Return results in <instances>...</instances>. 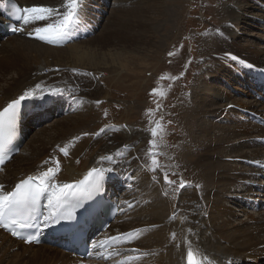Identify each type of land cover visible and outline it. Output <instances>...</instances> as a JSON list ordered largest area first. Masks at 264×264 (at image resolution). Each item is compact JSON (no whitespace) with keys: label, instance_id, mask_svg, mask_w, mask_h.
Here are the masks:
<instances>
[{"label":"bare ground","instance_id":"6f19581e","mask_svg":"<svg viewBox=\"0 0 264 264\" xmlns=\"http://www.w3.org/2000/svg\"><path fill=\"white\" fill-rule=\"evenodd\" d=\"M14 1L17 2L16 0ZM52 1L40 0L39 2L38 0H26L21 1L20 4L17 3L25 7L42 4L41 6L60 8L62 3H52ZM97 1L96 4H89V6L95 9L98 6ZM173 2V0H170L160 4H170L169 6L171 7ZM247 5L245 0H235V4L227 8L225 15L227 21L210 30L208 32L210 33L209 38L206 39L207 41H204L206 44L202 43L201 53L204 56L206 55L211 61L210 70H215V72L207 70V75L218 80L226 78L227 84L236 79V75H238L237 71L239 73L243 71L242 65H252L255 68L264 70V50L252 48L250 51H247L240 48L237 45V37L232 33V30L238 26L236 21L240 17L243 18L245 16L248 18L251 15V12H249L251 9H245ZM144 6L148 7V11L146 15L138 18L137 26L132 29V32L135 29L138 31L135 30L136 32L133 33V37H130V42H127L132 44L129 51L108 48L107 46L110 41V36H107L108 31L101 36L99 41L73 42L61 49H54L43 44L28 41L34 38V35H28V32L32 31L34 27L33 25L24 27V30L20 31L22 39L5 45L3 57H0L5 61L15 60L17 62V65L13 68V75L10 76L9 81H4L5 86L3 85L2 89H0L2 93L0 110L6 107L13 99L18 98L25 90L33 88L36 84L46 86L44 89L45 93L51 87L62 88L64 89L63 93H66L70 98H76V96L86 98L91 95L108 97V93L97 90L96 86L83 85L85 83L79 81V78L82 76L80 73H82L81 70L83 69L99 72L108 70L109 73L124 71V74H127L129 78L138 76V73L135 74L128 67L129 54H132L133 58L141 61L140 58H144V53L147 50L156 49L154 45L158 43L152 39L161 27L171 25L174 20L171 10L165 9L164 6L160 8L158 7L159 5H151V3ZM262 7L259 10L264 13ZM121 12L122 10H117L114 14H120ZM255 17L258 18L255 26H262L264 30V18L262 16ZM13 38L16 37L14 36ZM143 41L146 47H143ZM151 54L155 55L153 57L155 58L157 52L152 51ZM231 56H235L238 59L234 61L230 58ZM150 58H152V55H150ZM44 70H47V72L44 73ZM211 73H214V75H211ZM204 76L205 74L201 75V79L205 78ZM211 89L216 90L213 86H204V89L200 91L201 97L195 98L192 102L191 110L193 109V111L188 113V117L191 120H195L189 122L185 128L186 135L184 133L187 145L191 146L190 149H187L188 151L184 156L193 167V170L198 171L199 178L194 183V191H182L178 195L176 204L173 206L169 201L163 200L159 194L161 193L165 196L166 186L162 182L164 181L163 176L161 181H156L152 170L148 169L143 161L144 155H146L148 150V143L145 141L144 134L141 135L138 131L131 128L120 131V134L116 133L113 139L104 134L102 137L103 143H95L91 149L90 156H87L88 158L85 160L79 159L82 149V145H78V138L80 136L78 137L73 134H76V131L80 129H84L87 124V115L81 114L79 116L77 114L76 118L73 116L75 123H71L70 121L67 124H60L59 128H55L53 134H47L45 131L41 135H38L37 139L30 143L29 156L20 159L16 165L17 167L6 174L7 176L4 175L6 176L5 178L4 176L2 177L4 181L1 180L0 185L4 186L5 191H11L14 185L23 178L30 175L36 176L48 167H54L55 159L59 160V167L55 176L57 183L74 184L94 167L112 168L113 170L107 172L105 175V183L109 186L112 193L115 194V190L112 188L117 189L124 186V184L129 185L130 181L139 184V193L136 197L132 198L126 194H121L119 197H123L124 200L122 202L129 204L130 208L133 207V200H141L136 209L126 216V219L143 222L138 225L141 227L140 229H145L140 235L141 239L139 243L140 247L144 248L143 253H147L145 256L150 257L149 264H187L188 244L186 241H190L194 249L210 257L214 264H264V213L259 212L251 215L247 213L246 208L242 205V209H240L243 214L242 216H247L244 220H240L234 225L233 231L235 233L228 231L230 228L228 222L223 219V216L232 214L231 209L227 208L229 195L225 193L230 189L229 183L233 179L234 173L237 172L240 175L244 174L246 176V178L242 177L241 180L238 179V182L241 181V185L246 189L240 191L242 194L235 195L236 201L247 203L248 200H256L254 196L260 195H254L251 188L255 184V181L252 180L261 176V172L250 167V164L255 162L264 163V148L254 149L249 153L242 150L243 148H249L250 144L253 143L258 147L261 140H264V128L250 122H247L246 125L240 124L239 119L243 118L242 120L244 121L246 119L241 116L239 110L264 119V106L257 107L252 103L241 105L236 100H231L229 105L224 104L223 106H219L218 104L222 99V95L217 93L208 95L207 90L211 91ZM37 95L41 94L38 93ZM224 95L227 96L226 93ZM247 95L249 96V93ZM225 96L224 98H226ZM234 109L237 115L231 118V122L234 121L237 125L232 128L220 127L206 122L197 125L199 120L206 117L220 120ZM56 116L55 109H47L43 114H35L28 117L23 124L25 135L28 136L33 130L44 126L51 118ZM214 130H218L220 134L218 132L215 133ZM193 131H196L195 137L191 135ZM256 131L263 135L256 137L249 136L236 142L231 141L234 137L250 135V133L252 134ZM51 135H53L52 138L59 135L66 136V139L69 141L66 146L67 155L58 150L47 156L49 151H44L47 144L44 138L48 139ZM74 138L77 140L76 144L70 143V140ZM227 146L230 147L231 151L227 150ZM198 148H201V150H198ZM174 155H171L173 161ZM102 156H112L113 159L111 162H102L100 161V157ZM14 158L16 156L11 161ZM215 158L220 161H215ZM45 161H48V163H45ZM234 161H237L238 164L247 163V166L250 168L247 170V174L244 173V170L233 167L231 164ZM7 166L8 163L1 172L6 170ZM249 180L252 181L251 184ZM258 184L264 186V181ZM196 185L200 187H196ZM239 187L240 185L234 191H237ZM261 195L264 197V190ZM119 206V213H121V210H123L121 203H119ZM237 207L239 206L237 205ZM120 217H117L116 222ZM150 227H154L155 229H149ZM135 229L132 227L131 231ZM127 231L128 228L126 226L120 227L118 235H122L121 233L125 234ZM173 233H175V239L172 238ZM121 240L123 242L125 240L124 237ZM8 242L10 246L5 245ZM19 245L25 248L23 254L27 250L36 247L25 264H75L76 261L72 256L64 254L55 247L47 245L38 247L24 246L0 231V246H5L8 250H12ZM128 264L146 263L137 261Z\"/></svg>","mask_w":264,"mask_h":264},{"label":"rangeland","instance_id":"374dc122","mask_svg":"<svg viewBox=\"0 0 264 264\" xmlns=\"http://www.w3.org/2000/svg\"><path fill=\"white\" fill-rule=\"evenodd\" d=\"M16 1L20 4L21 1L26 0ZM38 1L40 2V0ZM86 1L88 0H83V5L84 3H86ZM89 1L96 4L97 0ZM108 1L110 3V6L109 8H103V10L106 11V15L104 18H102L97 31H95L93 35L87 37L86 39L80 40L77 43H84L86 41H99L101 36L108 31L107 36H110V41L107 46L108 48H117L119 49V51H129V49H131L132 47V44L127 42H130V37H133V33H135V30H137L135 29L132 32V29L137 26L138 18L146 15L148 7H145L144 5H147L149 3H151V5H159L158 7L160 8L164 6L165 9H170L172 14L174 15V20L172 21L171 25L161 27L159 32L152 39L153 41L158 43L154 45L156 46V49L147 50V52L144 53V58H140L142 62L137 60L136 58H133L132 54H129L128 67L129 69L133 70L135 74L138 73V76L129 78L127 74H124V71H119V73H109L108 70H103V72L86 69L81 70L82 73L80 74H82V76L81 78H79V81L85 83L83 85L96 86L97 90L106 92L109 94V96L96 97L94 95H91L86 98L83 96H76V98H71L72 103H75V101L77 103L76 111L67 116H56L54 118H51V120L44 124V126H40L39 128L33 130L27 136L26 141L21 148V152L16 156V158L8 163L6 170L0 172V177L2 178L10 171H13L17 167L16 165L17 163H19L20 159L29 156L31 149L30 143L33 140H36L38 135H41V133H44L45 131L47 134H53L55 128H59L60 124H67L70 123V121L71 123H75V116L77 114L78 116L79 114L87 115V124L85 125L84 129H80L76 131V134H73L78 137L80 136L78 138V145H82L81 154H79V159L81 160H85L90 156L91 149L95 143H103L102 137L104 136V134H107L110 139H113L116 136V133L120 134V131L124 129L126 130L127 128L136 130L141 135L144 134L145 141H147L148 143L147 146L149 150V148L151 147L149 141L153 139L150 128L155 127L158 122L163 128V140H160V133L158 132V135L156 137L158 147L153 149L155 159L158 161V167L152 165V155L149 154L148 150L146 155H144L143 161L147 168L152 170L153 177L156 181H161L162 176L164 179L165 174L168 175L170 180L174 181V183L172 184L166 183L165 180L162 181L166 186L164 193L165 196L159 193L160 196H162L163 200L169 201V203L173 206L176 204L178 195L182 191H194V183L197 182V178H199V173H197L198 171L193 170V167L188 163L184 154L188 151L187 149H190L191 147L190 145H187L185 128L187 127L189 122H193L195 120H191L188 117V113L193 111V109L191 110V107L194 99H198L199 97H201V89H204V86L206 85L208 87H215L216 90H207V94H221L222 99L218 104L219 106H223L224 104L229 105L231 100H236L239 101L241 105L252 103L257 107H263V105H259L258 103L253 101L252 98H249L247 92L245 90H242L241 87L236 86V83H228V86L231 89L229 90L228 87L225 86L226 78L218 80L217 78L214 79L209 77L207 75L208 71L215 72V70H210L211 61L206 57V55L204 56L202 55L203 53H201L203 44H206V42L204 41H207L206 39H208L210 35V33L208 32L227 21L225 18L227 8H230V6L234 5L235 0H173L174 2L171 7L169 6L170 4H160L170 0ZM245 1L248 4L245 9H251V11H249L251 12V15L248 18H246L245 16H243V18L240 17L241 19L239 18V20L236 21V23H238V26H236L232 30V33L235 35V37H237V45H239L240 48L247 51H250L252 48L264 50L263 27L255 26L256 21H258V18L255 16H262L264 18V13L262 11L260 12L259 10L260 7L264 5V0ZM53 2L62 3L63 0H53L52 3ZM91 2H88V4L85 6L88 8L87 11L89 14H92L91 11H94V9L89 6V4L92 5ZM41 5L42 4H34L28 7ZM117 10H122V12L120 14H114V12ZM45 23H47V21H41L38 22L37 25H33V27L42 26ZM31 25L32 24H29L25 27H29ZM220 30H222V28H220ZM15 37L16 38H8L6 41L0 43V57H3V49H5V45L13 43V41L22 39L21 36ZM28 41L36 42L41 45L43 43L41 40L36 39L35 36ZM143 47H146L144 41ZM152 51L157 52L155 58H153L155 55L151 54ZM170 52L173 53V55L170 56ZM150 55H152V58H150ZM0 60V89H2V86H5L4 81H9L10 76L13 75V68H15L17 62L15 60L5 61L1 58ZM233 69L236 70L235 68ZM220 70L222 71V69ZM43 72L46 73L47 70H44ZM203 74H205V78L201 79V75ZM119 75L120 80L118 81ZM211 75H214V73H211ZM162 76L176 77V79H161ZM234 88L237 89L234 90ZM153 89H157L158 91L163 90L166 95L161 97L158 94V91L156 94H153ZM224 93L227 94V96L224 95L226 98H224L223 96ZM1 97L2 93L0 91V98ZM97 101H100V103L97 104ZM157 105H159V108L157 107ZM149 109L152 110L151 116H149L148 114ZM234 111L235 109L232 110L230 114H226L225 116H223L220 120H213V118L209 117L202 118L198 121L197 125H201L202 122H206L220 127L232 128L237 125L234 121L231 122V118L236 117L237 115ZM105 113H107V115H105ZM69 118L73 120H70ZM242 119H239V121L241 122L240 124L246 125L247 123ZM102 128L105 130L111 128V132H101L100 130ZM214 131L215 133L218 132V130ZM195 133L196 131L192 132V137H195ZM262 135V133L256 131L252 134L250 133V135L248 134L234 137L231 141L236 142L240 139L248 138L249 136L256 137ZM52 136L53 135L48 138L50 141L47 138H44L47 143L44 151H49L47 156H50L51 153H55L61 148H66L69 143V141L66 139V136L63 137L59 135L53 138ZM50 142L52 143V145ZM72 142L76 144L77 140L74 138L70 140V143ZM250 145L251 146L249 148H243L242 151L249 153L254 149H262L260 145H258V147L254 143ZM198 150H201V148H198ZM227 150L231 151L229 146H227ZM171 155H174V161L171 159ZM55 160L56 162H59L58 159ZM214 160L220 161L217 158H215ZM231 165L233 167H237V169L244 170V173L246 174L247 170L250 169L247 166V163L238 164L237 161H234ZM242 175L238 174L237 172L234 173L233 179H231L229 183L230 189L225 193L226 195H229L227 208L231 209L232 214L223 216V219L224 221L228 222V225L230 227L228 231L232 233H235L233 231L235 227L234 225L238 221L244 220L247 216H242L243 214L240 210L242 209V207H237V199L235 198V195L242 194L240 192L241 190L246 189L241 185V181L238 182V179L241 180L242 177L246 178L244 174ZM6 176H4V178ZM1 178L0 181H4L3 178ZM258 178L259 177L253 179L252 181L257 180ZM181 179L186 182L183 188L179 186V182ZM252 181L249 180V183L251 184ZM130 183L132 187L127 193L130 194L129 196L133 198L136 197L139 193V184L133 181H130ZM238 185H240V187L237 188V191H234ZM252 191L254 195L257 194V192H255L254 190ZM254 199L258 198H255L254 196ZM139 201L141 200H133V203H136L137 206L139 204ZM136 206L134 208H131L130 212L123 215L122 218L119 216L120 219L117 222L115 221V223L113 224L114 226H111L108 234L109 236L111 233H113L111 234V236L117 235L119 233L120 227L122 228L124 226L128 228V231L126 233H129V231L133 232L131 231L132 227L136 228L135 230H145L144 228L140 229L141 227L138 226L143 222H139L133 219H126V216L132 213L134 209H136ZM259 212L261 213V211H247V213L251 215L257 214ZM149 229L155 228L150 227ZM143 232L144 231H141L137 235L136 242L128 248L131 249V253L128 254L131 255L135 252L137 260L134 262L140 261L149 264L150 257L144 255V248L140 247L139 243L141 239L140 235ZM17 243L20 244V242ZM5 245L10 246V243L8 242ZM35 248L36 247L31 248L27 250L25 254H23L25 248L22 245H19L12 250H8L5 246H0V264H25L28 257L31 256V253ZM134 249L138 251L133 252Z\"/></svg>","mask_w":264,"mask_h":264},{"label":"snow or ice","instance_id":"6c2138e0","mask_svg":"<svg viewBox=\"0 0 264 264\" xmlns=\"http://www.w3.org/2000/svg\"><path fill=\"white\" fill-rule=\"evenodd\" d=\"M82 7L83 0H63L60 8L48 6L19 7L12 4L7 11L9 16L19 24L18 27H12L14 33L23 31L24 27L29 24L37 25L38 22L47 21L42 26H35L32 31L28 32V35H34L36 39L48 44H60L69 36L70 31L81 22ZM169 55L171 56L173 53L170 52ZM230 58L234 61L238 59L235 56ZM165 78L176 79V77H161V79ZM45 87L42 84H36L33 88L25 90L18 98L13 99L6 107L0 110V164L5 162L7 145L15 135V128L23 102L29 99L42 98L43 94L57 96L62 95L64 92L62 88L51 87L45 93ZM157 91V89H153V94H156ZM38 93L41 95L38 96ZM158 94L161 97L166 95L163 90H159ZM96 103L99 104L100 101ZM157 107L159 108V105ZM148 114L149 116L152 115L151 109L148 110ZM100 131L103 132L105 129L102 128ZM150 131L153 139L149 141L151 147L148 151L152 155V165L158 167V161L155 159L153 149L158 147L156 139L158 132L160 133V140H163V128L157 122L155 127L150 128ZM60 151L64 155L68 154L66 148H61ZM112 159V156L100 157L102 162H111ZM45 163H48V161H45ZM58 167L59 163L57 161L54 167H48L36 176L30 175L22 179L11 191H5L4 186L0 185V227L9 228V225H18L21 228L29 226L39 227L36 223L31 225L26 223V218H33L41 200L45 198L48 201L49 213L44 217V226H48L50 223H59L61 220H72L74 218V209L69 202L91 198L93 195L100 193L103 189L106 173L113 170L112 168L94 167L87 172L82 180L76 181L74 184H68L56 182L55 176ZM164 180L168 184L174 183L167 174L164 175ZM185 183L181 179L179 186L183 188ZM196 187L200 186L196 185ZM141 231L144 230H133V232L122 234V236L127 242H131ZM12 235L19 236V233L12 231ZM172 238L175 239V233L172 234ZM35 239L36 237L29 236L25 238V241L32 243ZM120 239V236L109 237L99 241L97 244H93V249L109 246ZM186 243L188 244L187 264H205V262L214 264L210 257L194 249L190 241H186ZM133 251L138 250L134 249ZM144 255H147V253H144ZM131 259L133 258H128V260ZM119 264H127V261H120Z\"/></svg>","mask_w":264,"mask_h":264}]
</instances>
